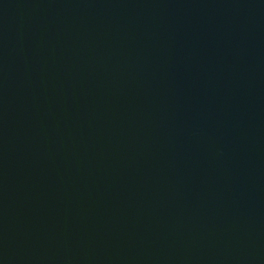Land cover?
<instances>
[{
  "label": "water",
  "instance_id": "obj_1",
  "mask_svg": "<svg viewBox=\"0 0 264 264\" xmlns=\"http://www.w3.org/2000/svg\"><path fill=\"white\" fill-rule=\"evenodd\" d=\"M0 264H264V0H0Z\"/></svg>",
  "mask_w": 264,
  "mask_h": 264
}]
</instances>
